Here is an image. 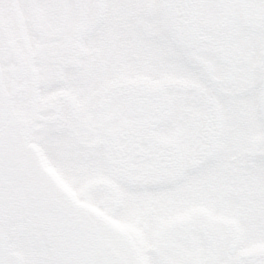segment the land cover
I'll list each match as a JSON object with an SVG mask.
<instances>
[{"label": "snow or ice", "instance_id": "obj_1", "mask_svg": "<svg viewBox=\"0 0 264 264\" xmlns=\"http://www.w3.org/2000/svg\"><path fill=\"white\" fill-rule=\"evenodd\" d=\"M0 264H264V0H0Z\"/></svg>", "mask_w": 264, "mask_h": 264}]
</instances>
